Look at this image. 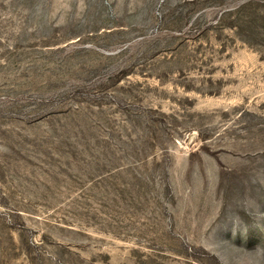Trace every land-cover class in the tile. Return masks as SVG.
<instances>
[{
	"label": "rangeland",
	"instance_id": "rangeland-1",
	"mask_svg": "<svg viewBox=\"0 0 264 264\" xmlns=\"http://www.w3.org/2000/svg\"><path fill=\"white\" fill-rule=\"evenodd\" d=\"M0 264H264V0H0Z\"/></svg>",
	"mask_w": 264,
	"mask_h": 264
}]
</instances>
